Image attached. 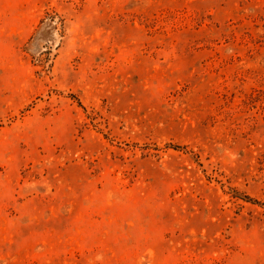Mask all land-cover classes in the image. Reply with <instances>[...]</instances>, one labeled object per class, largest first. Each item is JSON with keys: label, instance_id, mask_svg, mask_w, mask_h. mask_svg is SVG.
<instances>
[{"label": "rangeland", "instance_id": "rangeland-1", "mask_svg": "<svg viewBox=\"0 0 264 264\" xmlns=\"http://www.w3.org/2000/svg\"><path fill=\"white\" fill-rule=\"evenodd\" d=\"M0 264H264V0H0Z\"/></svg>", "mask_w": 264, "mask_h": 264}]
</instances>
